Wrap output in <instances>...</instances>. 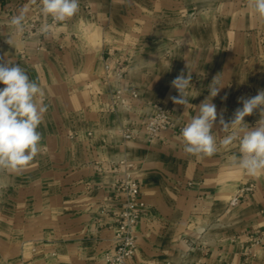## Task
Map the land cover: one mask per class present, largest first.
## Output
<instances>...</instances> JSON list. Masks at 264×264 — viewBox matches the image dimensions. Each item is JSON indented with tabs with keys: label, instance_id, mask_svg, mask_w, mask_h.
Wrapping results in <instances>:
<instances>
[{
	"label": "crops",
	"instance_id": "crops-1",
	"mask_svg": "<svg viewBox=\"0 0 264 264\" xmlns=\"http://www.w3.org/2000/svg\"><path fill=\"white\" fill-rule=\"evenodd\" d=\"M22 11L25 25L45 23L40 0H0V62L19 65L43 88L47 112L37 129L41 152L27 170L0 171V264H109L125 200L121 160L134 164L147 205L128 264H264V242L252 241L264 232V173L234 166L238 142L220 145V115L231 122L243 99L264 90V20L249 0H79L72 18H49L47 36L27 39L10 25ZM118 57L128 63L120 81L105 69ZM181 73L192 78L186 107L171 99ZM217 75L218 151L187 154L181 129ZM118 89L140 94L130 109H113ZM159 103L174 127L149 140L143 125ZM262 118L256 109L244 122L255 127ZM125 128L137 136L125 140ZM249 183L255 190L230 207Z\"/></svg>",
	"mask_w": 264,
	"mask_h": 264
},
{
	"label": "clouds",
	"instance_id": "clouds-1",
	"mask_svg": "<svg viewBox=\"0 0 264 264\" xmlns=\"http://www.w3.org/2000/svg\"><path fill=\"white\" fill-rule=\"evenodd\" d=\"M249 7L259 19L264 20V0H249ZM78 11L79 0H40V12L45 23L38 31L47 36L51 28L47 23L49 18L53 23H60ZM25 19L22 11L10 20L18 36L25 31ZM191 80V73H181L171 82L179 93V96L171 97L174 103L188 105L189 89L193 88ZM0 84L4 85L0 89V171L22 173L41 152L42 136L37 129L47 112V105L43 102L45 92L38 83L29 79L24 69L9 60L0 62ZM223 87L218 75L214 77L208 86L209 96L196 106L197 114L181 129L183 150L187 154L203 157L217 153L218 145L212 133L218 114L212 99ZM256 109H261L264 117V90L243 99L242 107L236 110L231 122H225L222 114L219 117L220 128L226 133L220 145L227 148L238 142L241 155L234 161V166L252 177L264 173V118L255 127L244 122V118Z\"/></svg>",
	"mask_w": 264,
	"mask_h": 264
},
{
	"label": "built area",
	"instance_id": "built-area-1",
	"mask_svg": "<svg viewBox=\"0 0 264 264\" xmlns=\"http://www.w3.org/2000/svg\"><path fill=\"white\" fill-rule=\"evenodd\" d=\"M40 26L35 21H31L25 25V31L21 35L22 38L27 39L38 32ZM128 63L127 59L118 57L115 60H109L105 64L107 73L114 75L116 81H120L127 73ZM140 94L137 91L125 93L122 89H118L113 96V109L122 108L130 109L133 102L138 99ZM174 127V121L170 108L164 104H156L154 106V113L146 120L143 125V131L149 140H154L160 135L169 131ZM75 135H71L74 138ZM122 136L125 140L133 139L137 136V132L131 128H125L122 131ZM121 169L120 178L117 182V189L124 195L122 208L117 216L116 225V249L113 254L107 256L109 264H128L138 248V233L136 230L137 223L142 218L147 209L146 203L141 198V188L133 175L134 164L127 160H121L118 163ZM256 188L254 183L243 185L231 198L229 202L230 207L239 205L249 193ZM255 245L260 246L264 242V232L252 237Z\"/></svg>",
	"mask_w": 264,
	"mask_h": 264
}]
</instances>
